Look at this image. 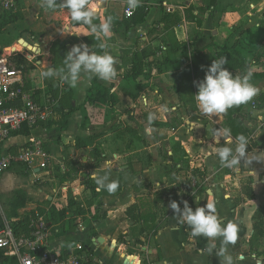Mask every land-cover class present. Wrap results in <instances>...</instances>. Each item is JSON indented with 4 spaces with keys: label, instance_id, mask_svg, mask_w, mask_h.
Here are the masks:
<instances>
[{
    "label": "crops",
    "instance_id": "1",
    "mask_svg": "<svg viewBox=\"0 0 264 264\" xmlns=\"http://www.w3.org/2000/svg\"><path fill=\"white\" fill-rule=\"evenodd\" d=\"M59 2L63 0L55 10H45L41 0H16L13 12L19 16L6 24L15 30L7 44L23 38L40 49L39 57L27 49L16 52L37 63L33 74L41 84L35 79L26 84L41 96L57 89L58 103L69 115L66 123L56 124L58 114L50 126L11 137L4 152L41 139L47 153L75 164L77 172L67 177L55 163L53 176L38 170L34 176L24 167L0 176V228L15 208L14 193L27 201L17 210L20 216L41 211L44 200L53 204L60 196L77 201L84 194L90 209L63 229L67 240L60 238L62 227L54 222L51 244L56 249L80 242L98 264H133L127 258L138 259V264H220V239L209 252L207 240L191 238L190 226L169 207L173 201L181 209L187 201L193 210L211 203L222 224L238 225L237 242L227 247L234 264H264V234L254 230V219L264 210V0H140L134 13L145 8L141 24L125 17L127 0H92L99 4L94 23L113 19L109 35L99 39L88 26L74 24ZM83 44L115 58V79L105 82L86 74L72 88L59 75L41 78V72L63 67L66 54ZM224 56L235 59V68L225 65L233 75L243 76L250 68L251 83L259 89L233 116L245 132L247 162L229 172L219 161V149H235L238 141L231 135L232 144L225 145L223 138L215 143L216 131L227 128V112L206 115L194 98L212 61ZM149 113L155 116L151 123ZM93 172L106 175L107 182L117 181L118 189L109 193L98 188ZM197 172L203 179L195 178ZM27 176L35 178L34 184L21 180ZM250 177L253 194L248 198L244 189ZM66 183L68 191L63 190ZM35 184L41 187L35 190ZM133 206L137 210L129 216ZM0 264H9L1 254Z\"/></svg>",
    "mask_w": 264,
    "mask_h": 264
},
{
    "label": "clouds",
    "instance_id": "2",
    "mask_svg": "<svg viewBox=\"0 0 264 264\" xmlns=\"http://www.w3.org/2000/svg\"><path fill=\"white\" fill-rule=\"evenodd\" d=\"M127 3L129 14L140 6V0H127ZM57 4L58 0H41L40 6L45 10H55ZM59 6L67 10L74 24L88 26L90 31L96 34L97 39L109 35L113 23L112 17H108L105 22L100 24L94 23L98 16V3H94L92 0H63L62 3L59 2ZM105 47V44H99L101 50ZM227 63L228 59L226 57L213 60L206 71L205 78L196 84L198 92L194 95V98L198 109L206 115L225 113L233 107L247 104L259 92V89L251 83L253 72L250 68L243 76L233 75L225 67ZM117 64L118 62L109 52L103 51V54L93 52L88 45L83 44L74 46L66 54L64 66L58 71L49 68L47 71L41 72L40 76L45 79L59 75L63 82L75 88L81 76L86 74H93L96 78L105 82L115 79L118 73ZM145 102L147 103L146 97ZM162 111L166 113L169 109L164 106ZM154 118V114L149 113L148 120L150 123ZM221 138H223L225 145L232 144L231 130L227 128L217 130L215 143L219 144ZM237 141L235 149L227 146L219 149V161L222 166L236 168L242 160L247 162V140L241 135L237 137ZM107 163L110 164V161ZM91 178L96 182L98 188L109 193H114L118 189V182H107L108 177L106 175L97 177L93 172ZM183 203V209L175 201L171 202L169 207L174 210L181 223L190 226L191 238L202 237L207 240L209 245L207 250L209 252L215 249V242L219 238L221 248L216 255L220 258V264H234L233 257L227 254V247L236 244L238 225L232 221L222 224L215 214V206L211 203H206L205 206L197 207L195 210L189 206L187 201Z\"/></svg>",
    "mask_w": 264,
    "mask_h": 264
},
{
    "label": "built area",
    "instance_id": "3",
    "mask_svg": "<svg viewBox=\"0 0 264 264\" xmlns=\"http://www.w3.org/2000/svg\"><path fill=\"white\" fill-rule=\"evenodd\" d=\"M16 0H0V12H12ZM134 10L125 17L132 18ZM12 52L0 54V176L17 167L52 175L54 164L61 174L68 171V161H59L44 149L41 139L33 138L25 145L4 152L5 143L24 130L35 129L56 121L58 100L50 93L37 95L27 89L25 77L11 62ZM31 135V134H30ZM53 176V175H52ZM70 184L63 186L68 191ZM26 221L21 224V221ZM50 211L33 210L16 221L3 217L0 228V254L9 264H98L92 251L82 243L65 245L56 249L51 244L52 231ZM83 228L77 226V228Z\"/></svg>",
    "mask_w": 264,
    "mask_h": 264
},
{
    "label": "trees",
    "instance_id": "4",
    "mask_svg": "<svg viewBox=\"0 0 264 264\" xmlns=\"http://www.w3.org/2000/svg\"><path fill=\"white\" fill-rule=\"evenodd\" d=\"M8 12H3L1 13L0 15V19L5 22L6 20V17L10 14H6ZM145 15H146V10L144 7H141L140 9H138L136 11V13L134 14V16L131 18L133 20L134 23H137V24H141L144 22V19H145ZM13 22V19H11L10 21L7 22L8 23H11ZM62 51V50H60ZM62 54L64 55V53L62 52ZM226 53H223L222 55H225ZM226 57V56H224ZM228 59V65H229V68H235L236 67V63H235V59H233L232 57L228 56L226 57ZM11 62L12 63H16L15 65L17 67H26L29 65L28 63V60L26 58H24L23 56H21L20 54L18 53H15L13 54V56L11 57ZM55 64V62H53V65ZM13 65V64H12ZM15 67V66H14ZM17 67H15L16 69H18ZM26 87L27 89H29V85L26 84ZM49 93L52 94V96L54 98H58L59 94H58V91L57 89H52V91H50ZM263 103H264V95L261 97ZM58 114L60 116V121L59 123L57 122L56 124H63L62 122L66 123V120H67V116L69 115L68 113H65L64 112V109L62 108V106L60 104H58ZM239 110V106L237 107H233L231 109H229L225 115L226 117V122H225V126L227 127V129H230L231 130V135L237 140V137L243 135L245 137V132L243 130V127H242V123L239 121L238 118H235L233 117L234 114H236ZM51 124H48L47 126H50ZM31 133L27 130H24L21 134H17L15 136H18V135H22V136H29ZM79 142V140H78ZM77 142V147H80V144ZM227 168V167H226ZM230 171V168H227V172ZM77 172V169H76V165L73 164V163H69L68 164V171L67 173L65 174L67 177H71V175L73 173H76ZM197 174L199 175V179H203L204 175L202 173H199L197 172ZM196 174V175H197ZM195 175V178L197 177ZM251 184H252V178L250 177L249 178V185L247 187H245V196L248 197V198H251L252 194H253V191H252V187H251ZM94 194V193H93ZM11 201H12V204L15 206L14 210H12L11 214L9 216H7V219L9 221H16L17 219H21L23 218V216H20L18 213H17V210L21 207H23L25 204H26V199L23 197L22 193H14L12 198H11ZM137 210V207L136 206H133L131 207L129 210H128V215L129 216H133V212H135ZM42 213H44L45 211L44 210H41ZM52 215V214H51ZM54 216L52 215L51 216V221L53 224H55L54 222H57V220H55L53 218ZM140 219V218H139ZM152 222L154 223V218H149V222ZM26 221L22 220L21 221V224H25ZM254 230H255V233L256 235H263L264 234V210L260 211L259 214L257 215V217L254 219Z\"/></svg>",
    "mask_w": 264,
    "mask_h": 264
},
{
    "label": "rangeland",
    "instance_id": "5",
    "mask_svg": "<svg viewBox=\"0 0 264 264\" xmlns=\"http://www.w3.org/2000/svg\"><path fill=\"white\" fill-rule=\"evenodd\" d=\"M13 12V11H12ZM12 12H8L6 14H9L6 17V21L0 23V54L4 53V52H11L12 47H16L17 51H21V50H25V47L22 46L21 44H18V41L16 43H14V45H8L7 41L10 38L11 34L15 33V30L12 29H8L6 28V24L8 21H10L11 19H13L15 16H19V13H16L17 11ZM19 39H23V38H19ZM18 39V40H19ZM35 57H39V56H35ZM28 63L29 65L24 67H17L15 64L16 63H12L13 66L17 67L19 71H21L25 77V81L26 83H28L29 85L31 84V81L33 79H35V81H37V84L40 85L41 84V79L39 78V76H37V74H33V69H37V63L35 62V60L33 59V61H30L28 59ZM48 88L47 91H50V87H46ZM46 91V90H45ZM41 93V90L39 91ZM51 94V93H50ZM21 141H24V139H17L15 142L16 143H20ZM255 159H257V156H255ZM198 178L199 175H196ZM187 176H185L186 178ZM22 178V177H21ZM27 178V179H26ZM23 177L21 180L23 181H27L28 183L34 184L35 178H33V176L29 177ZM26 179V180H25ZM186 181H188V179L186 178ZM33 187L35 190H37V187L40 188L41 185H37ZM47 186V185H46ZM47 195H52V193L50 191L47 192ZM68 199V200H67ZM65 198V197H58V199L56 200L55 203L52 204V202H49L48 200H44L41 204H40V209L41 210H50L52 211V213H54L53 217L55 220H58V222L60 223V227H62V229H60V238L62 239H66L67 240V235L66 232L63 230L65 228H71V225L73 223V221L75 219H73L75 217V215H87L89 208V202L88 198L86 195H81L79 196L77 201H73L70 198ZM84 205V206H83ZM80 206L83 207L82 209H80ZM76 212V213H74ZM60 213V214H59ZM58 223V224H59ZM70 239H72V237H70ZM71 245H75L79 242L76 241H70L69 242Z\"/></svg>",
    "mask_w": 264,
    "mask_h": 264
},
{
    "label": "water",
    "instance_id": "6",
    "mask_svg": "<svg viewBox=\"0 0 264 264\" xmlns=\"http://www.w3.org/2000/svg\"><path fill=\"white\" fill-rule=\"evenodd\" d=\"M18 44H21L22 46L25 47V49H27L28 51H30L31 53H33V54H35L37 56L40 54V49L36 45H29V43H27L23 39H20L18 41ZM10 49H11L12 53H16L17 52V48L16 47H12ZM99 242H102V239H99Z\"/></svg>",
    "mask_w": 264,
    "mask_h": 264
},
{
    "label": "bare ground",
    "instance_id": "7",
    "mask_svg": "<svg viewBox=\"0 0 264 264\" xmlns=\"http://www.w3.org/2000/svg\"><path fill=\"white\" fill-rule=\"evenodd\" d=\"M128 261H133V264H138V259L136 258H127Z\"/></svg>",
    "mask_w": 264,
    "mask_h": 264
}]
</instances>
